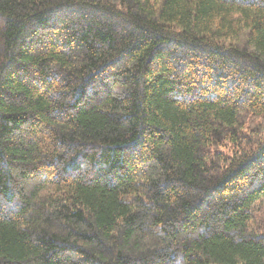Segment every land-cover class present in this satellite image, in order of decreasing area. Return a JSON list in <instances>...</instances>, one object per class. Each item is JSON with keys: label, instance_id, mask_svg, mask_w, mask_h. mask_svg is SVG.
I'll return each instance as SVG.
<instances>
[{"label": "trees", "instance_id": "16d2710c", "mask_svg": "<svg viewBox=\"0 0 264 264\" xmlns=\"http://www.w3.org/2000/svg\"><path fill=\"white\" fill-rule=\"evenodd\" d=\"M0 264H264V0H0Z\"/></svg>", "mask_w": 264, "mask_h": 264}]
</instances>
